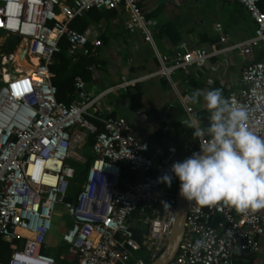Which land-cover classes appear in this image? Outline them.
<instances>
[{"label": "built area", "instance_id": "built-area-1", "mask_svg": "<svg viewBox=\"0 0 264 264\" xmlns=\"http://www.w3.org/2000/svg\"><path fill=\"white\" fill-rule=\"evenodd\" d=\"M221 1L237 2L245 9L255 24L253 38L228 43L221 36L219 42L225 47L210 45L178 53L169 64L160 60V68L144 78L169 77L177 69L201 66L227 51L237 50L247 57L252 45H264L260 6L264 0ZM141 2L0 0V48L5 47L2 39L19 40L12 53L0 52V240L11 247L8 260L0 264H59L45 252L57 205L71 222L61 234L65 250L58 260L64 264H146L136 255L142 247L152 261L165 247L175 219L178 183L171 165L199 152L203 141L190 142L179 155L175 147H169L159 159L146 141L135 137L123 117H103L92 109L101 95L88 96L81 77L74 78L69 103L57 100L52 85L51 67L61 42L66 43L72 62L79 57L98 58L101 41L93 38L91 30L69 27L90 10L123 7L128 12L127 31H139L151 42ZM17 49L29 69L13 59ZM93 68L94 64L89 70ZM240 82L241 89L226 99L244 107L248 127L264 136V60L245 64ZM131 83L123 79L116 87ZM186 110L191 113V108ZM90 136L94 140L91 159L73 155V147L85 145ZM70 159L86 166L73 194L77 171ZM123 165L137 175L135 180L124 181ZM165 174L172 176L171 186L160 182ZM200 239L205 245L194 252L193 245ZM261 239L264 210L241 215L222 203L209 208L188 201L183 239L168 264H234L237 255L246 263L258 254Z\"/></svg>", "mask_w": 264, "mask_h": 264}, {"label": "crops", "instance_id": "crops-1", "mask_svg": "<svg viewBox=\"0 0 264 264\" xmlns=\"http://www.w3.org/2000/svg\"><path fill=\"white\" fill-rule=\"evenodd\" d=\"M140 8L151 42L139 31H127L128 12L123 7L93 10L79 17L86 23L79 32L91 30L101 46L98 58L86 67L81 63L78 71L84 73V78L79 77L85 82L86 94L90 97L101 95L92 109L103 117H123L132 125L135 137L146 141L151 153L155 152L157 158L162 159L167 148L175 147L179 155L187 144L197 141L192 136L193 129L183 122L195 116L206 127L209 113L203 107L204 93L220 89L227 98L230 92L241 89L240 74L244 65L264 60V45H252L247 57L237 50L227 51L210 57L201 66L177 69L169 77L144 78L160 68V60L169 64L178 53L210 45L225 47L226 44L219 42L221 36H226L228 43L250 40L255 24L237 2L142 0ZM261 8L264 10V1ZM9 38L14 37L5 40ZM5 40L1 41L5 47H1L4 51L0 52L12 53L14 50H7ZM73 64L75 62L70 68ZM92 64L94 68L89 70ZM123 79L133 83L116 87ZM193 92L199 93L197 105L188 101ZM186 108H191V113ZM10 253L11 247L6 260L0 262H6ZM236 257L234 264H264V239L260 240L258 254L248 262L243 263L241 255Z\"/></svg>", "mask_w": 264, "mask_h": 264}, {"label": "clouds", "instance_id": "clouds-1", "mask_svg": "<svg viewBox=\"0 0 264 264\" xmlns=\"http://www.w3.org/2000/svg\"><path fill=\"white\" fill-rule=\"evenodd\" d=\"M188 101L199 104V93L193 92ZM203 101L209 113L207 126L195 116L183 122L203 141L200 151L171 165L180 182L179 195L200 207L222 203L241 215L264 210V136L248 127V111L233 106L220 89L204 93ZM171 181L168 174L160 178L167 186ZM204 245V239L197 240L193 251Z\"/></svg>", "mask_w": 264, "mask_h": 264}, {"label": "trees", "instance_id": "trees-1", "mask_svg": "<svg viewBox=\"0 0 264 264\" xmlns=\"http://www.w3.org/2000/svg\"><path fill=\"white\" fill-rule=\"evenodd\" d=\"M91 12H93V10L88 11V13ZM80 20H81L80 18H76L69 24V27L77 31H82L86 23H82ZM60 47H61L60 52L55 56V64L51 67V71L53 73L52 85L56 89L57 100L65 103H69L73 99L74 78L76 76H81L82 78H84V73L78 71V66L82 63V65L86 67L92 61L91 59H88L86 57H79L78 60L75 62V64H73L74 66L70 68L73 62L71 57L67 53L66 43L61 42ZM97 125L99 127V124ZM93 141H94L93 137L90 136L87 139L85 146L87 148H90ZM122 178L124 179V181H133L137 178V175L129 171V169L123 165ZM132 229L137 236H140L141 233L139 230L136 229V227H133ZM64 250H65L64 246L60 244L59 246L56 247L55 250L48 251V249H46L45 252L49 255H52L58 261L59 264H64V262H60L58 260L59 254L62 253ZM9 252H10V244L4 242L3 240H0V261H5L7 253ZM139 253H140L139 256H141L144 259L146 264H149L152 261L149 258V256L146 255L147 253L145 247H142Z\"/></svg>", "mask_w": 264, "mask_h": 264}, {"label": "rangeland", "instance_id": "rangeland-1", "mask_svg": "<svg viewBox=\"0 0 264 264\" xmlns=\"http://www.w3.org/2000/svg\"><path fill=\"white\" fill-rule=\"evenodd\" d=\"M3 34L0 33V37H2ZM5 45L8 47V51H13L15 50V47L19 45V40L15 38H9L5 40ZM5 50V51H7ZM0 51H4L3 48H0ZM13 59L18 61V64L21 67H25L26 69H29V66L21 60V55H20V49H17L15 53L13 54ZM20 60V61H19ZM73 155L81 156L85 158V160L89 161L92 157V153L90 148H87L85 145H76L73 147ZM75 158V157H74ZM70 165L76 169L77 175L73 183L71 184V191L70 193L73 194L79 184L82 181L83 174L85 171L86 166L79 163L75 159H70L69 160ZM71 225V222L68 218V216L65 213V210L61 205H57L55 209V214L53 216V221H52V226L51 230L49 232V236L47 237L46 244L48 247V251H52L56 249V246L59 245V242L61 241V232H63L65 229H67ZM58 244V245H57ZM137 256L140 255V253H136Z\"/></svg>", "mask_w": 264, "mask_h": 264}, {"label": "water", "instance_id": "water-1", "mask_svg": "<svg viewBox=\"0 0 264 264\" xmlns=\"http://www.w3.org/2000/svg\"><path fill=\"white\" fill-rule=\"evenodd\" d=\"M179 185L180 182L178 180L175 198V219L170 229L166 245L160 254L149 264H168L176 255L183 239L188 201L179 195Z\"/></svg>", "mask_w": 264, "mask_h": 264}]
</instances>
